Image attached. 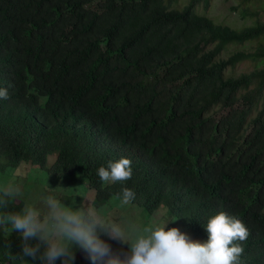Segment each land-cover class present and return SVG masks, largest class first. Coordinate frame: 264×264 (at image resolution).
<instances>
[{
	"label": "trees",
	"instance_id": "trees-1",
	"mask_svg": "<svg viewBox=\"0 0 264 264\" xmlns=\"http://www.w3.org/2000/svg\"><path fill=\"white\" fill-rule=\"evenodd\" d=\"M210 1L0 0V173L20 164L77 172L96 208L131 188L133 205H163L194 240L225 212L250 232L242 264H264V19L218 24L194 11ZM244 61L261 64L225 75ZM121 157L131 179L101 182L97 168ZM0 258L39 264L9 231H0ZM74 264L91 261L77 249Z\"/></svg>",
	"mask_w": 264,
	"mask_h": 264
},
{
	"label": "clouds",
	"instance_id": "clouds-1",
	"mask_svg": "<svg viewBox=\"0 0 264 264\" xmlns=\"http://www.w3.org/2000/svg\"><path fill=\"white\" fill-rule=\"evenodd\" d=\"M0 99H8L6 88H0ZM96 175L106 185L123 183L132 177L131 160H110ZM114 200L123 211L135 200V192L123 187ZM16 201L22 203L19 211H0V231L15 232L22 257L39 264H74L77 249L91 264H242V242L250 235L242 220L222 211L203 223L207 239L200 241L177 227H166L174 221L169 218L140 222L134 215L105 213L87 203L76 207L55 192L25 201L19 182H0V210ZM107 241L127 248L115 250Z\"/></svg>",
	"mask_w": 264,
	"mask_h": 264
},
{
	"label": "rangeland",
	"instance_id": "rangeland-1",
	"mask_svg": "<svg viewBox=\"0 0 264 264\" xmlns=\"http://www.w3.org/2000/svg\"><path fill=\"white\" fill-rule=\"evenodd\" d=\"M187 0H163L166 7L171 9H180ZM263 0H248L242 3L241 0H211L209 6L204 10L201 6H196L194 11L198 14L209 17L213 22L227 25L231 28L238 29L252 24L257 18L264 19V11L261 5ZM245 9L248 14L241 15V10ZM251 43L244 45H230L222 52L225 56L232 51L239 49H248ZM253 45V44H252ZM260 62H240L234 68L227 69L225 75H236L240 72H247L250 69L259 66ZM20 164L11 168L10 172L0 173V182L4 180H14L19 182L25 190V201L35 200L42 192H55L62 199L69 203H75L76 207L86 203L90 205L92 191L85 185V179L77 172H67L60 177L47 175L45 171L37 168H29ZM26 168V169H24ZM24 169V170H23ZM107 206V208H105ZM90 207V206H89ZM98 210L103 209L105 213L116 215H134L140 222H159L164 218H170L163 205L151 213L145 211L140 205L126 207L121 211L117 207L114 196L110 197ZM176 220L169 222L166 227H174ZM1 264V258H0Z\"/></svg>",
	"mask_w": 264,
	"mask_h": 264
}]
</instances>
